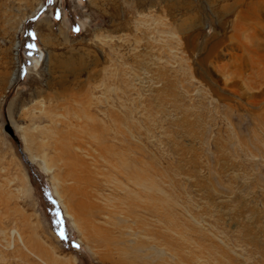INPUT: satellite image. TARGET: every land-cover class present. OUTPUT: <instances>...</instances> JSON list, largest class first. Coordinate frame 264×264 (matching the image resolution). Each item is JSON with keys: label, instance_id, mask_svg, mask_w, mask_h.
Returning <instances> with one entry per match:
<instances>
[{"label": "rangeland", "instance_id": "rangeland-1", "mask_svg": "<svg viewBox=\"0 0 264 264\" xmlns=\"http://www.w3.org/2000/svg\"><path fill=\"white\" fill-rule=\"evenodd\" d=\"M236 2L0 0V264H264V22Z\"/></svg>", "mask_w": 264, "mask_h": 264}, {"label": "bare ground", "instance_id": "bare-ground-1", "mask_svg": "<svg viewBox=\"0 0 264 264\" xmlns=\"http://www.w3.org/2000/svg\"><path fill=\"white\" fill-rule=\"evenodd\" d=\"M237 1V0H236ZM239 2H236L235 5L225 8V14L223 15V17L225 18L227 16V14L230 13H236L237 14V21H243L244 23L247 24V31L249 30L248 28L252 29V36L256 34V31L258 30L259 26L261 25L262 22H264V0H238ZM232 3V2H231ZM226 7V6H225ZM235 11V12H234ZM242 22V23H243ZM241 23V22H240ZM239 24L237 25V29L239 28L240 30H242L243 28V24ZM253 26V28H252ZM224 27H225V20L220 24V28L224 31ZM243 31V30H242ZM244 31V32H247ZM237 32V31H236ZM255 33V34H254ZM242 34V33H241ZM252 38V37H251ZM254 38V37H253ZM252 38V39H253ZM192 40L190 39V37L187 39L188 45L193 46V43L191 42ZM221 41V40H220ZM219 41V42H220ZM253 42V46L254 49L253 51H256L260 45V42H258L257 39L254 38ZM215 43L213 44V46L209 49V51H214L215 49H217V47L220 46V43ZM223 43V42H222ZM246 44V43H245ZM247 45V44H246ZM250 45L247 46L248 49H250L251 47H249ZM262 47V46H261ZM260 47V48H261ZM264 48V47H262ZM206 63L203 62L201 65L204 66ZM67 141L65 140V143L63 141V146L64 144L65 146H68ZM62 145V142H61ZM61 147V146H60ZM64 149V148H63ZM103 152V151H102ZM114 152V151H113ZM113 154V153H112ZM114 157V156H113ZM118 160V159H117ZM123 163V162H122ZM118 164V163H117ZM71 174V173H70ZM78 175V173H75ZM73 176V174H72ZM71 176V177H72ZM132 176V175H131ZM74 179V178H73ZM78 181V179H76ZM81 180V179H80ZM140 182V181H138ZM141 183V182H140ZM59 196V195H58ZM60 200L62 201L61 197L59 196ZM84 203H81V201H78V203L76 204V202L72 205H74V207L71 205L70 209L68 207V213L69 211H71L73 213L74 216H76L78 218V220L80 222H84L83 219V212H82V208L80 209V207H83ZM66 207V208H67ZM84 211V210H83ZM69 215V214H68Z\"/></svg>", "mask_w": 264, "mask_h": 264}, {"label": "water", "instance_id": "water-1", "mask_svg": "<svg viewBox=\"0 0 264 264\" xmlns=\"http://www.w3.org/2000/svg\"><path fill=\"white\" fill-rule=\"evenodd\" d=\"M6 132L9 133L11 135V137H13L14 139H16V135L12 129V127L10 125L6 126Z\"/></svg>", "mask_w": 264, "mask_h": 264}, {"label": "snow or ice", "instance_id": "snow-or-ice-1", "mask_svg": "<svg viewBox=\"0 0 264 264\" xmlns=\"http://www.w3.org/2000/svg\"><path fill=\"white\" fill-rule=\"evenodd\" d=\"M78 247V246H77Z\"/></svg>", "mask_w": 264, "mask_h": 264}]
</instances>
